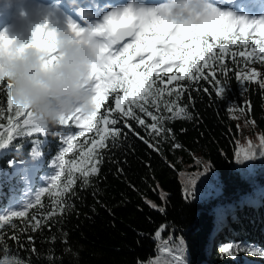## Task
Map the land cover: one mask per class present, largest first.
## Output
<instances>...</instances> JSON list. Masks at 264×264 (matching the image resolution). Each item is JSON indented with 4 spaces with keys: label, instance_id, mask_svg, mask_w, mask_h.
<instances>
[{
    "label": "trees",
    "instance_id": "obj_1",
    "mask_svg": "<svg viewBox=\"0 0 264 264\" xmlns=\"http://www.w3.org/2000/svg\"><path fill=\"white\" fill-rule=\"evenodd\" d=\"M249 33L243 35V43L224 41L228 44L224 62L229 68L263 65L259 60H248L246 64L247 57L238 55L240 51L250 52L253 43L264 39L259 30ZM209 43L217 42L209 37ZM232 53L237 55L233 57ZM177 71L173 68L172 74ZM260 79L245 82L229 72L227 92L220 98L211 82L185 77L179 83L188 89L181 97L186 111L166 125L174 137L160 140V152L129 133L117 147L104 150L100 171L90 177L88 186L81 187L80 174L73 169L77 181L73 186L76 196L71 199L70 194H63L67 171L59 181L37 183L46 170L52 172L51 165L59 172L55 161L62 147L57 148V131L50 129L48 134L14 139L12 145L0 150V215L9 214L5 211L19 199V190L25 185V179L16 175L20 166L35 168L32 189L37 192L41 188V192L40 200L24 210L25 216L10 217L11 224L0 229V264L5 255L8 264L16 260L22 264H150L159 257L158 244L167 242L170 236L173 241L168 243L169 248L182 239L187 264H264V257L253 254L264 251V196L258 195L264 191V159L244 165L234 159L240 144L247 141L244 126L264 135V89L258 83ZM113 104L109 94L101 102L98 117L104 115L106 105ZM14 111L7 109L5 96L0 95V135L9 127L7 117ZM76 136L72 142L76 147L65 155V160L76 158L80 164L77 154L91 147L88 142L82 150L80 142L90 140L94 132L88 130L85 136ZM174 143L182 147L174 149ZM205 164L211 168L198 193L195 198H185L181 175L187 170L202 172ZM246 167L254 172H242ZM64 200L71 207L60 203ZM146 200L163 206L165 211L152 209ZM53 208L55 215L49 216ZM163 226L166 229L162 236L155 237ZM236 244L242 250L231 256L221 251ZM5 246L8 253L3 250Z\"/></svg>",
    "mask_w": 264,
    "mask_h": 264
},
{
    "label": "snow or ice",
    "instance_id": "obj_2",
    "mask_svg": "<svg viewBox=\"0 0 264 264\" xmlns=\"http://www.w3.org/2000/svg\"><path fill=\"white\" fill-rule=\"evenodd\" d=\"M68 27L77 36L95 42L100 61L94 65L92 73L94 110L88 113L77 110L70 116L62 118L59 124V126H67L73 121L74 125L81 129L87 126L94 132L90 140L86 138L84 142H80L82 150L86 143H91V147L83 151L82 155L77 154L80 157V164L77 163L76 158L70 162L65 160V155L76 147L72 143L77 140L76 134L71 131L60 134L62 145L67 147H62L55 161L59 172L51 178V181H59L61 175L67 171L69 175L67 183L64 184L63 194H70L69 199L76 196L73 186L77 178L72 176L73 169L80 174L78 179L81 181V187L88 186L91 183L90 177L100 171V165L105 158L104 150L110 151L117 147L121 138L128 139L129 133L152 150L160 152V140L166 141L174 137L172 129L166 125L186 111L185 106L181 104V97L188 89L179 83L185 77L189 80L211 82L215 94L220 98H223L227 92L229 72H232L237 80L245 82H251L260 76L258 83L264 89V76L255 68L249 70L229 68L224 62V54L228 52V44L224 41L235 43L240 40L243 43V35L249 33L250 29L253 33L259 30V35L264 37V18L249 20L245 17H236L231 12L219 11L208 0L202 10L189 9L187 16L174 14L167 3L149 7L141 0H137L123 7L112 8L104 16L103 22L95 27L85 29L74 22H70ZM209 37L217 43H209ZM12 43L13 39L7 32H0V53L8 50ZM56 45V30L42 24L34 30L31 41L24 47L47 48L50 52H55ZM114 45L119 47L113 50ZM257 45H259L258 49ZM217 48H219L218 52H216ZM19 51H23V48ZM236 55L237 53H232L233 57ZM238 55L247 57L246 64L248 60L253 62L259 60L264 64V39L253 43L250 52L240 51ZM56 58L55 55H51L49 62H54ZM232 63L235 65V60ZM174 67L178 68V71L172 74ZM114 68L118 71H114ZM173 82L177 83L173 84ZM170 84L171 88L168 87ZM204 91L207 92L208 89L205 88ZM109 94L112 95L114 104L106 105L104 115L98 117L101 102L106 100ZM0 95L5 96L7 109L15 110L7 117L9 127L0 135V150L12 145L16 138L31 137L34 133H49L50 129L39 124L30 110L14 101L10 83L0 82ZM21 117L23 119H16ZM94 119L96 123H93ZM100 124L103 127H100ZM0 127H3L2 123ZM79 136H85V132L80 131ZM181 147L178 143L173 144L174 149ZM257 158L264 159V135L259 137L258 146H250L247 150L241 148L234 153L238 165L241 162L244 165ZM196 163L199 165L201 162ZM210 168L209 164H205L202 172L187 178L185 198H195L197 180L200 176L206 175ZM242 172L252 174L254 169L246 167ZM258 195L264 196V191L259 192ZM161 198L163 199V196ZM39 200L40 193L35 197L36 202ZM32 203L33 201H29L24 208L31 207ZM60 203L71 207L68 200ZM145 203L154 210L162 213L165 211L163 206H158L150 200H146ZM48 215H55V209L50 210ZM23 216H25L23 210L0 215V229H4L5 224H11L10 217ZM165 229L166 226H163L157 230L155 237H161ZM2 240L3 237L0 236V241ZM172 241L173 237L167 238V243ZM182 245L183 241L180 239L175 248L166 247V251L176 253L174 264H185L180 252ZM3 250L5 253L9 251L6 246ZM240 250H242L240 244H236L235 248H221L222 252L230 256ZM253 254L264 257V251ZM3 264H8L7 255L4 256ZM15 264H22V261L16 260Z\"/></svg>",
    "mask_w": 264,
    "mask_h": 264
},
{
    "label": "clouds",
    "instance_id": "obj_3",
    "mask_svg": "<svg viewBox=\"0 0 264 264\" xmlns=\"http://www.w3.org/2000/svg\"><path fill=\"white\" fill-rule=\"evenodd\" d=\"M19 0H0L9 6ZM92 27L94 7L81 0H67ZM207 0H168V8L176 15L187 16L188 10H202ZM69 22L71 18L69 17ZM56 51L24 47L25 42L13 39L8 50L0 53V82L12 85L14 101L28 110L43 127L51 129L79 110H94L93 67L99 61L95 42L77 36L69 27L56 30ZM23 48V51L19 49ZM51 55L57 58L49 62Z\"/></svg>",
    "mask_w": 264,
    "mask_h": 264
},
{
    "label": "rangeland",
    "instance_id": "obj_4",
    "mask_svg": "<svg viewBox=\"0 0 264 264\" xmlns=\"http://www.w3.org/2000/svg\"><path fill=\"white\" fill-rule=\"evenodd\" d=\"M31 17L38 18V16H36L35 14L34 15L31 14L30 18ZM45 19L46 20L44 22L49 24V25H53V24H57V23L63 24L65 22V19L63 18L62 15H56V14H51V16L49 15ZM71 21H73V20L71 19ZM29 25L33 27V31L28 32L26 34L27 37L25 39H17V40H20L21 42H25V43H29L31 41L32 34H33L34 30L37 28V26H36V24H30V23H29ZM17 28H19V27H17ZM4 29L6 30L5 32H7L9 37L14 39V36H15V35H13L14 33H10L11 31L14 32V29H12V27H7ZM0 32H3V30H1ZM114 47H115V45L113 46V50H114ZM258 47H259V45H257V49H258ZM250 51H251V48H250ZM176 63L179 64V62H176ZM259 63H261V62L259 61ZM250 68H255L256 71L261 73V74L264 73V64L261 66V68L256 67L255 65H248L245 67V70H249ZM258 77H256V78H258ZM62 127H66V129H68V130H73L76 135L79 134L80 131H85L88 129L87 126H85L83 129H81L79 126L74 125L73 121H70L69 125H67V126H59L58 125V126L51 128V129H61ZM253 130L254 129H252L249 126H244L242 128L243 134L246 135L247 141L244 145L240 144L239 150L241 148H244L245 150H247V148H249L250 146H258L259 145L260 135L256 130L255 131H253ZM251 131H253V132H251ZM57 133L59 134V132H57ZM59 147H67V145H62V142L60 140V134H59V139H57V148H59ZM257 151H259L258 147H257ZM259 159L260 158H257V161ZM53 166H54V164L52 165V168H53ZM199 172H201V171L200 170L199 171H188L187 170L184 174L181 175V178H182L183 182L186 184V180L189 176H194ZM18 173L20 174L21 178H25V185L22 189L19 200H17L16 202L14 201V204L12 205V208L9 212H11L15 208L19 209L20 211L24 210L25 209L24 207L29 203V201L34 202L35 197H36V194L32 193L33 192L32 185H33V177L35 175V169L27 170L26 168H20ZM206 175L200 176L199 179L197 180L196 193H198V191L201 187L202 179ZM51 178L52 177L48 175V176H45L42 180L44 183H49V182H51ZM180 252L182 253L181 256L184 257L185 256V249H180ZM174 254L175 253H173V252H171V253L164 252L163 250L160 249L159 257H158V259L155 258L154 262H155V264H174V258H175Z\"/></svg>",
    "mask_w": 264,
    "mask_h": 264
},
{
    "label": "bare ground",
    "instance_id": "obj_5",
    "mask_svg": "<svg viewBox=\"0 0 264 264\" xmlns=\"http://www.w3.org/2000/svg\"><path fill=\"white\" fill-rule=\"evenodd\" d=\"M74 19H76V18H74ZM76 20H77V19H76ZM0 23L3 24L4 21H1ZM84 24L87 25V23H84ZM45 172H47V170H46ZM48 173H49V169H48ZM44 176H48V174H47V173H44ZM37 183H38V185L40 184V179L37 180ZM20 189H21V188H20ZM22 189H23V188H22ZM22 189H21V190H22ZM33 192H34V191H33ZM33 192H32V193H33ZM169 253H171V252H169ZM174 256H176V253L174 254ZM181 258L183 259L182 256H181ZM183 260H184V259H183ZM184 261H185V260H184ZM185 264H187L186 261H185Z\"/></svg>",
    "mask_w": 264,
    "mask_h": 264
},
{
    "label": "built area",
    "instance_id": "obj_6",
    "mask_svg": "<svg viewBox=\"0 0 264 264\" xmlns=\"http://www.w3.org/2000/svg\"><path fill=\"white\" fill-rule=\"evenodd\" d=\"M160 247L161 250H163L164 252H168L166 251V247H168V243L167 242H163L161 244L158 245ZM169 248V247H168Z\"/></svg>",
    "mask_w": 264,
    "mask_h": 264
},
{
    "label": "water",
    "instance_id": "obj_7",
    "mask_svg": "<svg viewBox=\"0 0 264 264\" xmlns=\"http://www.w3.org/2000/svg\"><path fill=\"white\" fill-rule=\"evenodd\" d=\"M127 39H129V38H127Z\"/></svg>",
    "mask_w": 264,
    "mask_h": 264
}]
</instances>
